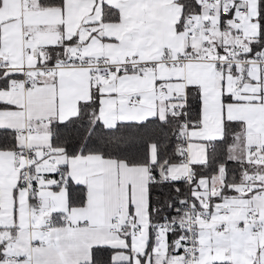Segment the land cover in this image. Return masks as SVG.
I'll use <instances>...</instances> for the list:
<instances>
[{
  "label": "snow or ice",
  "instance_id": "1",
  "mask_svg": "<svg viewBox=\"0 0 264 264\" xmlns=\"http://www.w3.org/2000/svg\"><path fill=\"white\" fill-rule=\"evenodd\" d=\"M0 264H264V0H0Z\"/></svg>",
  "mask_w": 264,
  "mask_h": 264
}]
</instances>
